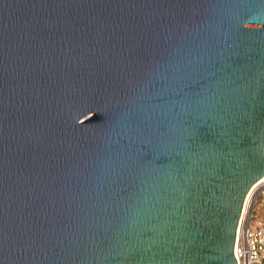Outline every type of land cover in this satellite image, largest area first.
Here are the masks:
<instances>
[{
    "label": "water",
    "instance_id": "95a60500",
    "mask_svg": "<svg viewBox=\"0 0 264 264\" xmlns=\"http://www.w3.org/2000/svg\"><path fill=\"white\" fill-rule=\"evenodd\" d=\"M264 177V0H0V264H237Z\"/></svg>",
    "mask_w": 264,
    "mask_h": 264
},
{
    "label": "built area",
    "instance_id": "2783aa9c",
    "mask_svg": "<svg viewBox=\"0 0 264 264\" xmlns=\"http://www.w3.org/2000/svg\"><path fill=\"white\" fill-rule=\"evenodd\" d=\"M264 193V181L261 185ZM245 201L237 231L234 254L237 264H264V220H255V197Z\"/></svg>",
    "mask_w": 264,
    "mask_h": 264
},
{
    "label": "rangeland",
    "instance_id": "374dc122",
    "mask_svg": "<svg viewBox=\"0 0 264 264\" xmlns=\"http://www.w3.org/2000/svg\"><path fill=\"white\" fill-rule=\"evenodd\" d=\"M262 185V184H261ZM261 185L257 187L253 192V197H255V220L256 221H263L264 220V193L261 191ZM256 191V192H255Z\"/></svg>",
    "mask_w": 264,
    "mask_h": 264
},
{
    "label": "bare ground",
    "instance_id": "6f19581e",
    "mask_svg": "<svg viewBox=\"0 0 264 264\" xmlns=\"http://www.w3.org/2000/svg\"><path fill=\"white\" fill-rule=\"evenodd\" d=\"M264 181V177L260 180V181H258L253 187H252V189L250 190V192H249V194H248V196H247V199H246V202H248V200L251 198V196L253 195V192H254V190L257 188V187H259L261 184H262V182ZM261 188V187H260ZM256 192V191H255Z\"/></svg>",
    "mask_w": 264,
    "mask_h": 264
}]
</instances>
